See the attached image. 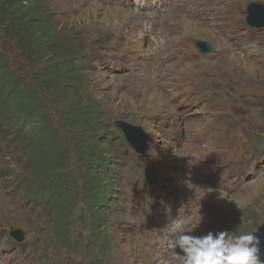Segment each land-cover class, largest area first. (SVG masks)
Returning a JSON list of instances; mask_svg holds the SVG:
<instances>
[{"label":"rangeland","instance_id":"1","mask_svg":"<svg viewBox=\"0 0 264 264\" xmlns=\"http://www.w3.org/2000/svg\"><path fill=\"white\" fill-rule=\"evenodd\" d=\"M45 1L47 6L50 7V11L48 12L50 15H54L53 20L55 21L53 27L58 32L62 43H69L72 47L71 49L77 53L73 58H75L74 65L76 67L80 65L78 67L79 70L70 75L67 73L63 74V79L60 82H57L59 80L57 77L52 79L53 75L62 73L61 69L64 66L67 67L63 62L65 59L63 55H51L48 52L51 45L49 40L48 42L45 41L47 38H43L42 40L47 45L44 50L46 53L44 56H41V53L30 55V52L22 48L25 40L18 48L17 39L11 34L6 20L1 15L0 53L4 55L7 64L17 76L22 77V86L25 89L33 91L36 96L44 100L46 110L53 122L55 135L62 149L63 162L60 168L53 172L54 175H39V170L41 169L38 166L39 164L36 163V166L32 165L38 156L33 153L28 158V152L32 149L33 145L31 136L33 131L37 130V127H34L36 124L33 122L25 123L28 131L26 130V136L19 138V146L23 144L26 148L22 160L20 159V155L24 147L20 151L18 147L14 149L11 145L6 147L0 146V174L3 173V176H0V184L8 183L7 172L1 170L5 162L14 164L13 169L20 173H23L25 169V175L16 178L17 185L25 183L30 178L27 181L23 198L24 200H28L35 209H43L45 203L49 204V208L46 210H48V214L52 217L56 235L54 236L55 240L49 244V237L46 235L51 236L52 227L49 223H46L44 224V228H46L45 232L47 234L40 232V237H33L37 232L38 225L32 218L23 219L20 216L23 214H17L18 200L10 196L9 200H12L11 210H8V205H5V202H8V198L7 201L0 199V225L4 228V231L0 234L2 240L0 242V249L2 250L7 247L8 243L13 241L8 233L9 229L12 226L18 227L21 225L19 227L26 232L25 239L21 244L23 247H27V250L24 251L26 253L30 251V245L32 244L31 251L35 252L28 260H33L35 264H110V258L112 257L111 250L112 248H118L124 236L122 231L116 226L120 222L116 214L119 202L117 199L112 198L110 193L107 194L108 202L113 211H108L103 216V221L108 223L106 226L104 224L103 226H99V229L98 227L95 228L93 226V215L87 219L88 212L86 208L90 198L85 192L87 188L83 165L88 166L89 160L92 158H89L85 150L79 148V144L81 143L80 147L83 146L80 137L92 134L95 142L106 149L107 153L105 156H110L111 150L109 147L114 143L111 142L109 144L106 140L100 141L98 137L103 133L105 134L106 130L109 129L108 122L114 124V122L119 121L129 125L133 124V126H141L143 137L138 129L133 131L134 135L137 138L144 139L147 145L153 148V153L159 157H165L168 160L172 152L177 156L181 153L182 161L189 164L192 170L206 181L198 186L187 185L185 189L200 194L204 203L210 205L209 213H216L220 216L216 222L209 225V228L217 230L220 240L231 241L240 236L241 242H243L244 238L245 241L247 235L257 230L264 221V113H257L256 107V105H264V67L262 64L255 65L244 57L254 58L255 60L264 58V30L254 31L245 22H232V18L228 15L229 0H221L222 8L218 14L208 4L199 10L208 22L204 29H200L203 37H205V33H208V36L205 38L211 41L216 40L219 45L225 46L227 42L213 33L212 30L224 27L231 20V24L237 28L245 53L229 49L225 57L219 58L215 62L202 61V68L211 70L213 74L220 77L219 85L214 81L216 86L211 93H216V109L215 104H212V106H208L203 102H200L198 105L193 104L191 110H189L193 117L196 115L202 116L203 112H199L202 109L203 111H209L208 115L210 118L205 119L206 125L204 128L196 129L186 139L182 140L179 145L176 144L177 142L173 144L177 148L174 150V146L162 148V144L155 143L158 139L156 140L153 124L149 119L151 115L165 111L166 106L169 105L162 94L153 92L145 97H134L133 95L124 93L123 89H119V86L129 79L124 75L116 73V70L110 64V55L105 57L108 65L106 69L96 68L95 71H91L81 68V62L87 54L86 50L93 49L95 46V41L92 40L95 39L97 34L103 31L122 28L128 17L137 10L110 6L102 7L95 2H91L87 6H80L78 4L79 0ZM236 1L242 3L245 1L256 2L254 9L258 11L263 10V6L260 3H264V0ZM26 5L29 6L30 4L26 3ZM237 14L238 12L235 11V16ZM240 15L245 16V14ZM184 24L188 27L187 29L184 26V29L186 28L184 34H197V28L199 27L196 24L187 20L184 21ZM34 28L36 27H33L35 31ZM31 39L34 40L35 37L31 36ZM252 49L255 51L250 53ZM93 51L91 50V52ZM92 61L93 55L88 56L86 62L90 64ZM234 80H238V86L234 83ZM53 81L57 83L54 87H49V83ZM221 82L227 96L218 101L221 98L218 91ZM2 87V97L8 96L3 104L2 112V114H5L7 123H0V144H5L12 139L13 134L18 133L19 129L18 127L15 128L16 122L9 115L13 108L10 89L6 85ZM203 87L204 81L200 79L199 90L202 91ZM246 95L255 97L256 100L252 102L248 101V104L235 108V105H239ZM188 97L189 93L185 91L183 98L189 104ZM232 97H235V100L231 99ZM91 107H96V117L92 116L89 120L84 121L77 117L83 110ZM185 113L183 112V114ZM230 117L241 118L247 140H241L234 133L233 136L230 137L228 135L226 138H223L217 132L214 133V127L218 125L222 126L223 123L229 122ZM232 120L235 121V118H232ZM200 135L203 137L200 138ZM195 141H198L196 143L198 147L197 151L194 150L196 148L193 147L194 144H191ZM222 144H226L227 147L219 152L218 159L222 162H226L227 159L228 165H231L232 171L226 172L227 175L216 168L214 164L215 158L209 154L211 149L215 151L220 150ZM25 156L27 158H24ZM132 156V153L124 151V160L127 164H132ZM228 158L232 161H229ZM92 164L94 165V163ZM97 169L99 173L103 174L99 166H97ZM58 174L63 177L66 183L70 184L73 195L77 194L76 197L79 199L76 204L77 209L80 208V203L83 204L82 213L84 215L79 218L81 224H78L79 231L85 229L82 237L78 230L72 228V224L70 223L72 205H70V211L65 216L64 223L67 230L65 231L64 238L58 230L57 220L60 221L63 214L60 213L58 219V204L54 200L61 196V193L53 191L51 182V180L54 182L57 179L56 175ZM110 182L108 180L109 187H106L109 192L114 188L112 184L110 185ZM127 191L131 193V196L127 199L126 203L123 200H119L125 207L137 198V195L131 189L126 188H121L118 196L126 199L128 197ZM232 195L241 196L240 199L236 200ZM95 197L98 198L97 204H101V197L99 195ZM72 209L74 210V205ZM161 217V222H164V217ZM96 218H101V215H96ZM205 224V218L201 216L184 223L183 230L204 232L206 230ZM262 224L264 226V223ZM217 226L218 228H216ZM102 227L105 231V241L107 244V249L103 255L105 257L102 261L104 262L106 259V263L93 260L95 252L92 246L94 245L95 238L98 236L95 233V229L100 232ZM203 227L204 231H202ZM87 241L92 246H87L86 254L81 255L79 260L74 256V252H68L67 249L63 248V246L74 247L76 243L80 245ZM20 246L14 245V249L8 252L12 259L22 253L23 248ZM49 247L52 249L50 250ZM172 256L174 260L171 264L180 261L174 250Z\"/></svg>","mask_w":264,"mask_h":264},{"label":"trees","instance_id":"2","mask_svg":"<svg viewBox=\"0 0 264 264\" xmlns=\"http://www.w3.org/2000/svg\"><path fill=\"white\" fill-rule=\"evenodd\" d=\"M26 3L30 5H26ZM49 8L45 0H0V15L6 20L11 34L17 39L18 48L25 40L22 48L30 52V55L41 53V56H44L46 54L44 50L47 45L44 41L42 42V40L43 38H47L45 41L48 42L49 40L51 45L48 52L51 55H63L65 58L63 62L67 67L64 66V68L61 69L62 73H57L52 77V79L57 77V79H59L57 82H60L63 79V74L67 73L70 75L78 71L79 66L77 65L76 67L74 65L75 58L73 57L76 56L77 53L71 49L72 47L69 43H62L58 32L53 27L55 21L53 20L54 15H50L48 12L50 11ZM34 26L36 27L34 28L35 31L33 30ZM31 36L35 37V39L32 40ZM57 82L53 81L49 83V87H54ZM0 83V102L6 97H2V86L6 85L10 89L13 111L17 114H24L34 119L32 120L36 124L34 127H37V130H34V136H31V141L33 142L32 154L34 153L38 156L35 164L38 163V166L41 168L39 170V175H54L53 172L58 170L63 162L62 149L55 135L53 122L46 110L44 100L36 96L33 91L25 89L22 86V77L17 76L13 69L7 64L2 53H0ZM96 112V107L86 108L77 117L83 121L89 120L92 116L96 117ZM80 140L83 146L80 147V143L79 148L85 150L89 158H92L89 160L90 163L88 166L85 164L83 165L87 188L85 192L90 198L87 203V210L90 216H94L93 226L99 229V226L105 224L103 216H105L108 211H113L107 196L110 192L106 189V187H109L108 180L111 181L110 185L113 183L108 173L109 160L107 158L108 156H105L107 153L106 149L95 142L92 134L83 135L80 137ZM91 162L94 163V165ZM97 166L102 169L103 174L98 172ZM56 176L57 179L54 182L51 180V182L53 191L59 194L61 193V196L54 201L58 204V219L60 213L63 214L60 220L61 222L57 220V227L64 238L65 231L67 230L64 223L65 216L67 212L70 211V205H72V211L77 194L73 195L72 187L63 180V177L59 176V174ZM60 184L61 186H59ZM98 195L101 197L100 199H102L101 204H97L98 198L95 196ZM96 215H101V218L97 219ZM95 233L98 236L94 240L93 249L95 254L93 260L102 261L104 251L107 249L105 241L106 235L103 227L100 232L95 229ZM239 237L240 236H237L236 238Z\"/></svg>","mask_w":264,"mask_h":264},{"label":"water","instance_id":"3","mask_svg":"<svg viewBox=\"0 0 264 264\" xmlns=\"http://www.w3.org/2000/svg\"><path fill=\"white\" fill-rule=\"evenodd\" d=\"M254 3H251L248 7V12L249 15L247 17V20L249 23L255 25V26H262L264 25V14L262 13L260 16H256L253 10ZM118 125L122 128L124 131L125 136L128 138V140L134 145V147L137 150H143L145 147V144H141L140 140L138 138H135L133 130L138 129L141 130V128L134 127V126H128L127 124L123 122H119ZM253 235L257 238L258 240V246L256 251H250L248 252L249 254L255 256H263L264 257V228H259L257 231L253 232Z\"/></svg>","mask_w":264,"mask_h":264},{"label":"bare ground","instance_id":"4","mask_svg":"<svg viewBox=\"0 0 264 264\" xmlns=\"http://www.w3.org/2000/svg\"><path fill=\"white\" fill-rule=\"evenodd\" d=\"M246 244V243H245ZM245 244H242L243 247H245Z\"/></svg>","mask_w":264,"mask_h":264}]
</instances>
